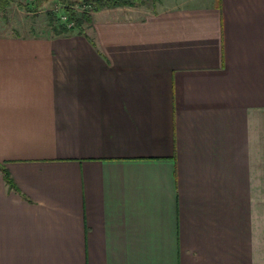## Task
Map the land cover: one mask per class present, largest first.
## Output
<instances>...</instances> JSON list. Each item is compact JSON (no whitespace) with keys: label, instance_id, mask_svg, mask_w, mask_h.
<instances>
[{"label":"crops","instance_id":"0c3cea01","mask_svg":"<svg viewBox=\"0 0 264 264\" xmlns=\"http://www.w3.org/2000/svg\"><path fill=\"white\" fill-rule=\"evenodd\" d=\"M0 165V264H264V0L0 34Z\"/></svg>","mask_w":264,"mask_h":264},{"label":"rangeland","instance_id":"374dc122","mask_svg":"<svg viewBox=\"0 0 264 264\" xmlns=\"http://www.w3.org/2000/svg\"><path fill=\"white\" fill-rule=\"evenodd\" d=\"M72 1L76 2L74 7L78 14H82L85 8H92L86 0ZM21 2L28 3L31 9L21 6ZM48 12L53 13L56 24H59L58 22L69 23L67 19L61 17V14H65L64 4L61 0H15L5 10L0 11V34L15 31L27 33L31 29H45L46 27L52 31ZM74 25L72 23L71 27Z\"/></svg>","mask_w":264,"mask_h":264},{"label":"trees","instance_id":"16d2710c","mask_svg":"<svg viewBox=\"0 0 264 264\" xmlns=\"http://www.w3.org/2000/svg\"><path fill=\"white\" fill-rule=\"evenodd\" d=\"M15 0H0V11L5 10L7 7H9ZM43 1V0H42ZM64 4V10L65 14L67 16L68 22H72L75 25L73 27H69L67 22H58L59 24H56L53 13L48 12L50 17V25L52 28V31L54 34H65L71 32L74 28H80L81 31H83V26L85 23L91 22L92 19V13L94 11L103 9L105 7H118V6H133L138 2H144L145 0H86L89 4H91L92 8H85L82 12V14H78L75 6L74 1L72 0H61ZM23 7H26L29 9L31 6L28 3H22L20 4ZM37 5H39L37 3ZM31 9V8H30ZM0 168L5 170L1 165ZM6 171V170H5ZM7 180L9 184H12V181L10 179L9 174L6 172Z\"/></svg>","mask_w":264,"mask_h":264},{"label":"built area","instance_id":"2783aa9c","mask_svg":"<svg viewBox=\"0 0 264 264\" xmlns=\"http://www.w3.org/2000/svg\"><path fill=\"white\" fill-rule=\"evenodd\" d=\"M61 17H62L63 19H65V20L67 19V16H66L65 14H61ZM68 25H69V27H71L72 22H69Z\"/></svg>","mask_w":264,"mask_h":264}]
</instances>
